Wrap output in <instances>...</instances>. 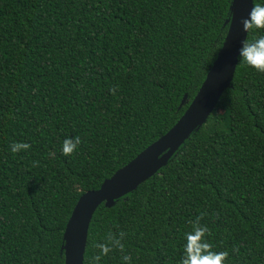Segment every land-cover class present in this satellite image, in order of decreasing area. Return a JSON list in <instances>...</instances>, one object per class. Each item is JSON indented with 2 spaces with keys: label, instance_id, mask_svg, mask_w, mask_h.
<instances>
[{
  "label": "trees",
  "instance_id": "trees-1",
  "mask_svg": "<svg viewBox=\"0 0 264 264\" xmlns=\"http://www.w3.org/2000/svg\"><path fill=\"white\" fill-rule=\"evenodd\" d=\"M231 5L0 0V264H65L77 200L187 111L223 46ZM77 135L76 153L63 155V141ZM13 142L31 148L13 153ZM202 213L228 264H264V73L241 57L206 124L136 191L99 207L84 264L121 231L125 253L99 264H123L125 254L131 264H180Z\"/></svg>",
  "mask_w": 264,
  "mask_h": 264
},
{
  "label": "water",
  "instance_id": "water-1",
  "mask_svg": "<svg viewBox=\"0 0 264 264\" xmlns=\"http://www.w3.org/2000/svg\"><path fill=\"white\" fill-rule=\"evenodd\" d=\"M253 6L254 0H232L231 19L223 46L197 95L178 122L105 180L98 190L88 191L77 200L64 233L62 253L65 264H84L90 225L99 207H114L117 200L133 193L154 177L217 109L222 96L232 87L242 42L249 34L243 30L241 21L248 17ZM186 98H183L182 105L187 103Z\"/></svg>",
  "mask_w": 264,
  "mask_h": 264
},
{
  "label": "clouds",
  "instance_id": "clouds-1",
  "mask_svg": "<svg viewBox=\"0 0 264 264\" xmlns=\"http://www.w3.org/2000/svg\"><path fill=\"white\" fill-rule=\"evenodd\" d=\"M243 30L246 33L264 32V5L255 4L249 12L247 18L241 21ZM241 63L253 68L258 73H264V35H259L255 39H246L242 42L240 49ZM113 95L116 89H110ZM82 140L80 136L75 139L66 138L62 144V153L65 156H73ZM13 153L27 151L31 148L28 143L13 142L11 145ZM205 214H201L197 220L191 224V230L185 233V244L183 248V257L180 264H228V251H214L213 245L209 242L208 237L211 231L207 225L201 224ZM126 233L109 232L106 234L104 243H96L95 247L99 250L98 254L93 257L94 264H99L104 256H108L113 251L125 253L126 247L124 239ZM233 251H238L234 249ZM123 264H131V256L125 254L122 256Z\"/></svg>",
  "mask_w": 264,
  "mask_h": 264
}]
</instances>
